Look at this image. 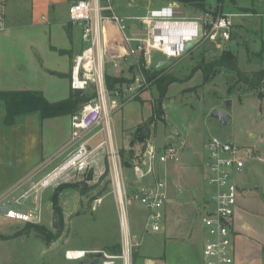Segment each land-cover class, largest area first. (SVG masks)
<instances>
[{
  "label": "rangeland",
  "instance_id": "1",
  "mask_svg": "<svg viewBox=\"0 0 264 264\" xmlns=\"http://www.w3.org/2000/svg\"><path fill=\"white\" fill-rule=\"evenodd\" d=\"M29 2L30 0H7L5 10L6 0L3 1L5 24L7 28L17 29L11 32L13 36L8 42L0 43V90L40 89L45 92L48 100L55 101L66 97L67 83L64 76L60 73L51 74L45 71L38 57L35 58L36 53L31 46L35 44L33 38L38 33L36 43L40 55L44 61L48 63L52 61L45 56L47 39L32 25L41 22L42 16L45 23H48L52 16L49 10H44L33 13L30 18ZM128 2L132 4V7L127 9L137 10L136 12H145L169 3L166 0H120L123 7ZM24 3L27 8H24ZM215 3V0H206V5H213L214 13L221 15H227L234 4V2L225 1L218 8ZM59 7L64 16L67 11L66 4ZM178 9L186 16L196 14L188 7L179 6ZM235 12L243 11L235 10ZM232 19L236 24L241 20ZM248 21L245 20L247 31L245 30L242 36H239L236 29L233 30L232 40L237 42L239 47L228 44V51L236 55L238 68L245 73L264 68V51L261 50L260 33L254 32L258 24L252 19ZM54 37L53 35L50 41L52 44L58 40V37ZM76 41L77 38H73L74 46ZM77 43L79 46V39ZM220 55V51L205 44L190 51L184 57L171 61L167 67L168 72L178 81L168 86L166 96L159 102L164 119L150 127L148 140H154L158 147L180 142L185 144L179 164L156 165L154 180L165 179L170 190L176 189L180 192L179 202H184L187 206L199 201L203 205L204 200H208L211 193L201 170L205 153L204 144L209 139L216 137L231 141L240 147L254 148L264 155V86L259 91L244 93L245 85L236 82L233 72L224 68L217 69L218 73L204 82L201 72L193 70L201 59L208 62ZM52 56L57 57V55ZM154 58L161 59L162 56L155 53ZM106 68L112 74L118 72L116 69H111L109 65H106ZM130 72L135 76L133 70ZM126 74L127 72H124L123 76ZM127 76L131 77L129 74ZM230 86H233V92L228 95L227 89ZM146 91L157 93L155 86L151 84H148L141 92ZM259 93L262 95L261 98L258 97ZM214 109H224L228 112L230 118L226 124H222L211 116ZM24 118L16 119L11 126H4L3 105L0 101V188H4L7 183H13L17 179L15 177L23 172L26 160L25 148L31 144L28 136H32L36 131L41 132V142L45 148L50 134L54 141H59L65 135L64 120H50L41 125L32 117L28 120ZM170 127H176L179 135H172ZM133 134L134 132L128 137L127 144L119 148L120 151H124L123 159L127 160L130 166L134 156L142 148V144L136 142L131 146ZM103 138L104 134L99 133L94 143ZM130 150L133 155L129 153ZM251 162L254 166L260 163ZM130 166L123 167L128 193L137 185ZM44 175L42 173L35 179L24 182V184L27 183L25 186L36 184ZM67 183L75 184L76 182L60 181L57 185L39 191L40 206L34 203L31 197L24 202L22 206L24 210L36 213L38 206L41 208L40 223L16 224L0 215V264H86L80 260H66L65 252L83 249L116 253L114 248L122 247L119 208L109 174L98 179L96 183H79V186L75 188L62 190L58 195L60 212L56 214L51 197L61 184ZM25 186L13 190L12 197L21 194ZM97 197L103 198L102 204L96 211H92V202ZM126 208L132 243L139 244L132 250V264H145L147 260L161 259L164 238L166 240L180 239L188 234L191 224L198 223V214L194 215L195 208L189 211L188 217H184L185 221H182L181 209L166 207V212H164L165 209L160 211L161 229L155 233H146L144 224L147 213L141 204L129 201ZM202 212H198L200 216Z\"/></svg>",
  "mask_w": 264,
  "mask_h": 264
},
{
  "label": "built area",
  "instance_id": "2",
  "mask_svg": "<svg viewBox=\"0 0 264 264\" xmlns=\"http://www.w3.org/2000/svg\"><path fill=\"white\" fill-rule=\"evenodd\" d=\"M179 6L168 3L135 17L117 14L114 0H75L68 8V20L81 27L82 41L85 43L83 51L72 60L69 88L73 93L77 90H83L85 94L87 91L93 92V97L70 117V136L64 145L69 151L66 158L18 196L12 197L13 190L0 194V215L3 218L16 224L40 223L39 191L57 185L60 181L96 183L98 179L109 174L119 208L122 247L117 253L68 250L64 254L68 261H84L90 252L100 254L98 264H132V250L139 244L132 243L126 208L129 201L138 202L146 211V233H155L161 229L160 211L168 201V193L165 179L154 180L155 167L179 164L184 142L158 147L154 140L147 139L131 163L130 170L137 185L128 193L120 150L112 142L109 127L119 108L148 86L139 70L140 59L145 63L146 69L153 70L152 62L182 58L185 55L183 45L197 39L200 42L194 48L210 44L220 52L226 49L233 28L232 15L215 14L212 9H208L205 12L193 10L195 15L186 16L180 12ZM130 20L139 26V33L130 32ZM107 24L116 27L120 44H127L129 54L135 57L136 66L133 80L112 91L106 88L104 81L105 65L113 62L115 56L104 42L107 34L104 33V26ZM5 30L4 3L0 0V34ZM155 53L162 58L155 59ZM96 128L106 134V140L91 146L89 133ZM204 150L201 168L212 193L207 200V209L200 217L204 236L201 264H235L232 250L233 216L239 187L234 179L243 172L247 162L264 163V155L254 148L240 147L216 137L205 143ZM22 185L24 183L20 186ZM30 197L39 205L36 213L22 208ZM102 201V197L95 198L91 210L96 211ZM123 219L125 227L122 226Z\"/></svg>",
  "mask_w": 264,
  "mask_h": 264
},
{
  "label": "crops",
  "instance_id": "3",
  "mask_svg": "<svg viewBox=\"0 0 264 264\" xmlns=\"http://www.w3.org/2000/svg\"><path fill=\"white\" fill-rule=\"evenodd\" d=\"M73 1L75 0H30L28 5L30 18L32 17L33 13L44 10H49V13L52 16L51 20L48 23H45V19L42 16L41 22L32 24L34 26L33 28L44 34L43 36H45V38L47 39L48 43L45 50V56L49 59L51 58L52 61L48 63L44 61L43 57L40 55L39 48L37 47L36 43L38 41V33L33 38L35 44L31 46L36 53L35 58L38 57V61L42 63V68L45 71L50 72L51 74H63V78L67 83V93L65 95L66 97L70 93L69 78L72 60L85 48V43L82 41L81 27L73 25L68 20V8ZM63 4H66L67 6V11L65 12L64 16H62L63 12L59 9V6H62ZM23 6L24 8H27V5L25 3L23 4ZM114 6L116 9V13L123 17L142 16L148 10H151L148 9L145 12H136L137 10H129L127 9V7H132V4L128 2L125 8L120 3V0H114ZM159 7L161 6L152 9H156ZM208 7L209 9H214L213 5ZM241 8L248 9L249 11H243ZM6 9L7 0L5 4V10ZM235 10H242L243 12H235ZM228 12V15H232V18H239L241 20L236 24L231 18L233 22V28L231 31V38L226 43L225 50H228V44L230 43L239 47V45H237V42L232 40L233 30L236 29L239 32V36H242L245 33V30L247 31V23L245 22L246 19L247 21L248 19H252L253 21L257 22L258 28H254L257 30H254V32L260 33V41H264V0H235L234 4H232V8L229 9ZM129 25V30L131 33L134 31L139 33V26L135 21L130 20ZM15 29L17 28H7L6 25V30L0 34V43L8 42L9 38L13 36L11 32L13 33ZM104 29V33H107L106 41H104L105 45L115 55L113 62H108L106 65H109L111 69H116L118 71L117 74H112L111 72H109L105 65L106 74L110 76H121L124 74V72H127V74L131 76L132 72H129L128 68L129 66L134 64L135 57L129 54L127 50V44H120V35L114 25L107 24L104 26ZM53 35L55 36L54 38L58 37V40L55 41V44H52L50 42L52 41L51 38ZM73 38H77V41L79 39V46L77 41L76 46L73 45ZM197 48L199 47L193 48L192 50ZM59 50H63L65 51V53L60 54ZM246 52L249 53L248 51ZM52 55H57V57L55 58V56L53 57ZM120 64H122V66H120ZM133 71L135 74L136 69H134ZM33 90L41 91L46 98L44 91L40 89ZM138 96L140 100L133 99L126 101L112 117L109 129L111 132L112 142L117 148L121 149L123 146H125L130 134L151 116L152 104L154 100L158 98V93L146 91L139 93ZM66 97H62L61 99H65ZM20 117H25V120H28L30 117H32L34 121L41 125L50 120H64L65 124L63 127L65 128V135L59 141H54L53 137L50 134L48 145L45 148L41 142V132L38 133L36 131L32 136H28V138L31 139V144L25 148L26 160L22 169L23 172H20V175L15 177V179H17L13 183H7L4 188H0V194H3L10 190H15V188L17 187L18 189H21L20 187H24L25 185H27L26 183L20 186L22 183L26 181L29 182L42 173L47 174L56 166H58L69 154V151L64 148V145L66 144L70 136V116L41 120L37 113H30L17 116L15 118V121ZM171 128L173 127H170V130ZM176 131L177 133L174 136L179 135V130L177 128ZM99 133L104 134V138L94 143V140L99 135ZM89 135L91 138L89 141V145L91 146H94L106 140V134L104 132H100L97 128L90 132ZM1 162H3V160ZM234 180L239 187V194L237 196L236 208L233 216L234 237L232 241V250L234 255V262L235 264H264V164L258 163V165L254 166L251 161L247 162L246 166L243 169V172L240 175L236 176ZM30 187L31 185H28L27 187L25 186L22 192L26 191ZM169 190L170 189L167 186L168 201L163 208V210L165 209L164 212H166V207H177L182 210L181 220L185 221L186 216L188 217L187 214L189 213V211L191 212V210H194L195 208L194 215L198 214V223L191 224L188 234L180 239L166 240V238H164V251L163 255H161L162 258L156 260H147L145 264H158L161 262L163 264H201V250L204 236L200 223V217L207 209V200H204L205 203L203 205L199 201L192 202L191 206H187L184 202H179L180 192L178 190ZM201 211L203 212L200 216L199 213ZM117 244H119V242Z\"/></svg>",
  "mask_w": 264,
  "mask_h": 264
},
{
  "label": "trees",
  "instance_id": "4",
  "mask_svg": "<svg viewBox=\"0 0 264 264\" xmlns=\"http://www.w3.org/2000/svg\"><path fill=\"white\" fill-rule=\"evenodd\" d=\"M170 3H176L182 7H188L195 12H205L209 9L206 5V0H166ZM229 1L231 3L234 0H215L217 7L225 2ZM243 11H249L248 9L241 8ZM53 49V48H51ZM261 50L264 51V41L261 42ZM60 54L65 53L63 50H59ZM139 70L144 76L148 84L154 85L158 93V98L154 100L152 104V114L151 116L139 125L133 134V140L131 141V146L134 142L138 144H143L149 137L150 127L154 126L158 121L163 120V113L160 109V100L166 96L168 86L171 83L177 82V78L168 72V68H163L161 70H150L145 68V63L142 59L139 62ZM135 65L129 66L130 70L135 69ZM220 68H224L227 71L233 72L236 77L237 83H242L245 85V92L249 91H259L264 86V68L253 71L251 73H245L238 68L236 55L231 51L225 50L221 52V55L212 60L205 62L203 59L194 67L195 71H200L202 74V79L204 82L208 81L211 77H214ZM134 78L127 76H110L108 74L104 75V81L106 88L112 91L120 87L124 83H130ZM233 92V86L227 89V94L231 95ZM91 97H93V92L87 91L84 97H75L74 93L70 91L69 95L65 99L58 101H48L41 91L38 90H0V101L4 107V116L2 123L4 126H11L14 124L15 118L19 115H25L30 113H37L41 120L62 117V116H72L78 112L81 106L87 102ZM258 97H262L259 93ZM134 100H140L138 96L134 97ZM131 155L133 153L130 152ZM120 156L122 159L123 167H129L130 164L127 160L123 159L124 151H120ZM132 158V157H130ZM91 178V175H89ZM79 186V183L75 184H61L51 197V202L53 204L54 211L56 214L60 212V207L58 205V195L66 188H75ZM32 228H37L36 226H31ZM115 252L120 251V247H115ZM133 255V252H132Z\"/></svg>",
  "mask_w": 264,
  "mask_h": 264
},
{
  "label": "water",
  "instance_id": "5",
  "mask_svg": "<svg viewBox=\"0 0 264 264\" xmlns=\"http://www.w3.org/2000/svg\"><path fill=\"white\" fill-rule=\"evenodd\" d=\"M200 42L199 39L194 40V41H190L187 42L183 45V53L186 54L188 52H190L194 46H196L198 43ZM171 63V61L168 60H158L155 62L151 63V68L153 70H161L163 68L168 67V65ZM74 96L75 97H84L85 96V92L83 90H77L74 92ZM211 116L217 120H219L222 124H226L228 119L230 118L228 112L224 109H214L211 112ZM170 133L172 135H176L177 131L176 128H171ZM100 257L99 253H88L86 259L84 260V262L86 264H98V258Z\"/></svg>",
  "mask_w": 264,
  "mask_h": 264
},
{
  "label": "bare ground",
  "instance_id": "6",
  "mask_svg": "<svg viewBox=\"0 0 264 264\" xmlns=\"http://www.w3.org/2000/svg\"><path fill=\"white\" fill-rule=\"evenodd\" d=\"M122 226L125 227V222H124V219H123V222H122Z\"/></svg>",
  "mask_w": 264,
  "mask_h": 264
}]
</instances>
